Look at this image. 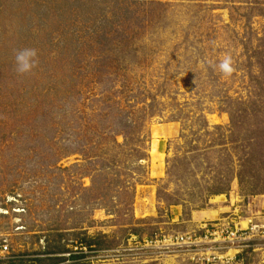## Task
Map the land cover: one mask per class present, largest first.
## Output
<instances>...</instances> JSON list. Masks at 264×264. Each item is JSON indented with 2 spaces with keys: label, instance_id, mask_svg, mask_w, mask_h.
Masks as SVG:
<instances>
[{
  "label": "rangeland",
  "instance_id": "obj_1",
  "mask_svg": "<svg viewBox=\"0 0 264 264\" xmlns=\"http://www.w3.org/2000/svg\"><path fill=\"white\" fill-rule=\"evenodd\" d=\"M224 227L264 264V0H0V264Z\"/></svg>",
  "mask_w": 264,
  "mask_h": 264
},
{
  "label": "built area",
  "instance_id": "obj_2",
  "mask_svg": "<svg viewBox=\"0 0 264 264\" xmlns=\"http://www.w3.org/2000/svg\"><path fill=\"white\" fill-rule=\"evenodd\" d=\"M247 230H235L227 227L207 228L203 233H185L164 236L155 234L149 240H142L140 244L135 245V249H124V252H130L139 260L144 259H163L183 255L190 257L193 261L200 264H229L234 256L230 257L232 252H239L244 248L247 240ZM3 251H7L4 246Z\"/></svg>",
  "mask_w": 264,
  "mask_h": 264
},
{
  "label": "clouds",
  "instance_id": "obj_3",
  "mask_svg": "<svg viewBox=\"0 0 264 264\" xmlns=\"http://www.w3.org/2000/svg\"><path fill=\"white\" fill-rule=\"evenodd\" d=\"M38 53L34 48H22L14 51L15 71L18 75H26L37 67ZM231 56L225 58L219 63L218 68L225 76H230L234 71L232 67Z\"/></svg>",
  "mask_w": 264,
  "mask_h": 264
},
{
  "label": "trees",
  "instance_id": "obj_4",
  "mask_svg": "<svg viewBox=\"0 0 264 264\" xmlns=\"http://www.w3.org/2000/svg\"><path fill=\"white\" fill-rule=\"evenodd\" d=\"M250 156H251V155L249 154V155L247 156V158H250ZM246 162H247V161H246ZM241 178L243 179V175L240 174V179H241ZM88 249L90 250V252L93 251V250H91L90 245L88 246Z\"/></svg>",
  "mask_w": 264,
  "mask_h": 264
},
{
  "label": "bare ground",
  "instance_id": "obj_5",
  "mask_svg": "<svg viewBox=\"0 0 264 264\" xmlns=\"http://www.w3.org/2000/svg\"><path fill=\"white\" fill-rule=\"evenodd\" d=\"M241 225H242V223H241Z\"/></svg>",
  "mask_w": 264,
  "mask_h": 264
}]
</instances>
